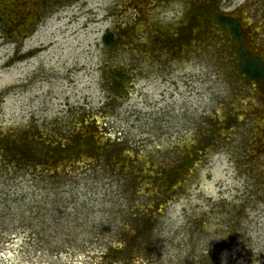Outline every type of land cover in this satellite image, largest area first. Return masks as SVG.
I'll list each match as a JSON object with an SVG mask.
<instances>
[{"label":"rangeland","instance_id":"obj_1","mask_svg":"<svg viewBox=\"0 0 264 264\" xmlns=\"http://www.w3.org/2000/svg\"><path fill=\"white\" fill-rule=\"evenodd\" d=\"M24 8L0 0V264H264V0Z\"/></svg>","mask_w":264,"mask_h":264},{"label":"bare ground","instance_id":"obj_2","mask_svg":"<svg viewBox=\"0 0 264 264\" xmlns=\"http://www.w3.org/2000/svg\"><path fill=\"white\" fill-rule=\"evenodd\" d=\"M16 2H18L19 4H26L27 6H28V8H24V10L23 11H20V13H21V17H23V18H26L27 17V14H31V12H32V9H31V2L33 1V0H15ZM190 3H192L193 4V2L191 1ZM195 5H193V6H191V5H188V6H190V10L192 11L191 13H194L195 14V12H197L198 14H199V16H198V20H196V22H194L193 24H197V26H198V28H197V31H202V32H207V18H205V16H201V13L200 12H198L201 8V6H200V4L199 3H194ZM195 9L197 10V11H195ZM22 10V9H21ZM239 10L237 9L236 10V12L234 13V16H235V18H237V19H242V17H241V15L239 14V12H238ZM231 12H233V11H231ZM192 24V25H193ZM242 24V23H241ZM187 32V33H186ZM182 33H184V34H181L182 36H181V38H184V37H188L189 35H190V31H189V29H188V27L187 26H185V28H182ZM186 33V34H185ZM24 34H29V31H24ZM176 37V36H175Z\"/></svg>","mask_w":264,"mask_h":264},{"label":"trees","instance_id":"obj_3","mask_svg":"<svg viewBox=\"0 0 264 264\" xmlns=\"http://www.w3.org/2000/svg\"><path fill=\"white\" fill-rule=\"evenodd\" d=\"M227 21V20H226ZM231 21V20H228ZM110 39L106 40V43H111L112 42V38L109 35ZM251 60H247V61H243L242 63V69L244 71V73L248 74L249 76L253 77V78H259L262 76V68L257 67L255 65V60L258 61V59H252Z\"/></svg>","mask_w":264,"mask_h":264},{"label":"flooded vegetation","instance_id":"obj_4","mask_svg":"<svg viewBox=\"0 0 264 264\" xmlns=\"http://www.w3.org/2000/svg\"><path fill=\"white\" fill-rule=\"evenodd\" d=\"M234 12H236V11H234ZM230 15H227V17L226 16H224L222 19H223V22H225V23H232V25H231V30L232 29H234V28H237V26H239V28H240V30H241V24L239 23L240 21H239V19H237V18H235V16H234V13L232 14V12H228ZM227 20V21H226ZM228 20H231V21H228ZM237 23H238V25H237ZM242 32V31H241ZM252 59H255V58H253V57H251ZM258 58V57H257ZM259 60V59H258Z\"/></svg>","mask_w":264,"mask_h":264}]
</instances>
